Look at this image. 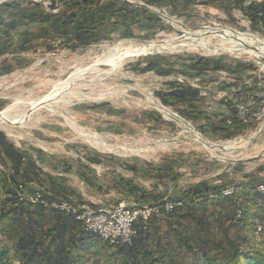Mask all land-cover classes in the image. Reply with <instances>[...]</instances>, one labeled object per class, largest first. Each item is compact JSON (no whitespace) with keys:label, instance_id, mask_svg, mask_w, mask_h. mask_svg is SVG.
I'll use <instances>...</instances> for the list:
<instances>
[{"label":"trees","instance_id":"16d2710c","mask_svg":"<svg viewBox=\"0 0 264 264\" xmlns=\"http://www.w3.org/2000/svg\"><path fill=\"white\" fill-rule=\"evenodd\" d=\"M41 1L51 3L50 11L41 3L28 0L0 4V77L28 68L32 64L29 55L40 51L50 55L62 50L83 51L111 41L115 35L121 39L153 40L167 28L146 6L168 7L174 17H190L197 5L212 7L225 12L230 24L247 22L252 32L264 35V1L251 4L248 0H203L201 3L197 0H139L143 6L119 0ZM140 68L141 72H155L161 77L181 73L202 79L203 83L220 72H226L233 79L232 83H218L220 92L227 95L214 105H207L201 89L175 82L157 92L164 105L176 109L209 139L230 141L260 126V122L244 124L233 108L239 92L257 91L256 87L245 83L247 72L254 71L252 64L230 61L226 56L208 58L183 54L150 56L143 59ZM246 80L251 81V85L256 84L255 77H246ZM259 105L260 102L256 110ZM224 109L231 110L230 117L223 115ZM145 115L148 121L160 120L154 111ZM36 153L43 158L42 152ZM85 157L90 164H118L131 174L133 178L127 179L113 172L115 177L110 188L120 195L118 204L163 207L173 202L179 206L169 215L137 221L130 245L103 242L82 230L75 217L40 203L33 204L24 194L23 198L18 197L16 191L22 192L31 183L49 186L53 191L58 188L66 195L70 190L56 184L51 175H45L28 153L16 148L0 132V162L9 169L0 171V235H6L12 244L0 248V264H264V196L256 189L264 185V165L253 173H247L243 164L237 165L235 171L242 177L236 184L231 183L230 174L221 172L181 187L180 182L186 180L188 174L196 175L202 169L200 166L205 167L202 159L188 166L190 159L183 155L168 156L160 164L141 160L129 163L96 152H87ZM213 164H217L216 161ZM64 167L67 172L73 169L67 164ZM90 168L78 163L77 175L88 187L102 190ZM6 171L12 174L9 176ZM140 181H150L151 189L143 187ZM230 187L234 195L225 196L223 192ZM40 194L47 203L55 201ZM161 221L165 230L161 228ZM255 221L261 225V231L254 238Z\"/></svg>","mask_w":264,"mask_h":264},{"label":"rangeland","instance_id":"374dc122","mask_svg":"<svg viewBox=\"0 0 264 264\" xmlns=\"http://www.w3.org/2000/svg\"><path fill=\"white\" fill-rule=\"evenodd\" d=\"M9 1L13 0H0V4ZM28 1L42 2L41 0H37L38 2ZM135 3L139 4L137 1ZM41 4L47 9V12L50 11V2ZM146 7L167 28L153 40L121 39L115 35L113 40L93 45L83 51L62 50L53 55L40 51L29 55L32 64L28 68L19 69L11 75L0 77V112L11 109L12 115L10 116L13 118L9 119L11 122L23 119L33 106L45 98L53 99L52 96L58 92L55 88L69 82L67 90L62 95L60 93L55 96L60 103L53 104L50 103L51 100L42 105L20 126L0 124V132L4 133L16 148L28 153L45 175H51L55 179L56 184L65 185L70 190L69 195H66L59 192L58 188L53 191L49 186L41 187L37 183H31L20 192L22 195L28 196V200L40 192L55 201H66L73 205L89 206L96 209L127 205L126 202L117 203L120 200V195L115 193L110 185L112 178L115 177L113 172L119 176H125L127 179L133 178L131 174L124 172L115 163L90 164L85 157L87 152L114 156L129 163L141 160L142 162L160 164L168 156L183 155L190 159L188 161V166H190V163L195 160L202 159L206 164L205 167L200 166L202 169L198 170L196 175L188 174V178L180 182L181 187L196 183L200 178H209L221 172L230 174L231 183L236 184L242 177L239 171H235L237 165L243 164L247 173L256 172L264 165V152L259 153L255 147L260 128L249 132L244 137L230 141L212 140L205 137L197 129V125L183 118L176 109L164 105L157 96V92L165 89L169 83L175 82L178 85L201 89L206 97L207 105H214L227 95V92H220L218 83L233 82L226 72L211 75L203 83L202 79L192 78L181 73L161 77L155 72L139 71L143 59L155 55L189 54L208 58L226 56L230 61L254 65V71H248L246 77H255L256 84L251 85V81L246 80L245 77V83L249 87H257L258 84L264 85V60L243 51L224 50L220 46L222 45L220 37L212 34L209 39L212 53L198 47L184 45L192 42L191 39L185 38H188L187 33L202 32L207 28H227L240 34H251L262 40H264V35L252 32L247 22L230 24L227 14L218 10L198 8L189 14L190 17H174L168 7ZM53 12L55 13L56 10ZM173 22H176L175 25ZM124 43L135 44L140 50L142 49V53L138 55L139 57H133L132 60L126 62L125 66L115 74L93 75L95 71L107 72L126 55L125 51L117 50V47ZM214 80L217 83H210ZM71 92L76 96L68 95ZM158 106L170 110L183 122L181 123L173 117L167 118ZM152 111L160 116L159 122L146 120L145 113ZM241 121L244 124L260 122L259 127H262L264 116L260 120ZM190 127L195 130L197 135H200L203 141L197 140L198 138L191 133ZM93 136H96L99 141L92 140ZM226 145H231L234 149L222 150ZM36 151L42 152L43 158H39ZM213 161H216L217 164H213ZM78 163L91 167L94 177L98 179L97 183L103 187L102 190L92 189L80 179L77 175ZM65 164L73 169L67 172ZM4 169L9 170L0 162V171ZM6 173L9 176L12 174L9 171ZM140 183L146 189H151L150 181H140ZM31 189L36 193L34 194ZM228 189H232V187ZM16 193L20 198L19 192L16 191ZM71 199L74 201H69ZM46 201L50 200L46 199ZM161 222V228L165 230V224L163 221ZM253 229H255L256 235H253L255 238L261 231V225L255 221ZM11 246V240L1 234L0 248L5 249Z\"/></svg>","mask_w":264,"mask_h":264},{"label":"built area","instance_id":"2783aa9c","mask_svg":"<svg viewBox=\"0 0 264 264\" xmlns=\"http://www.w3.org/2000/svg\"><path fill=\"white\" fill-rule=\"evenodd\" d=\"M38 2L37 0H33ZM126 2L137 1L140 5H144L139 0H121ZM257 91L254 93L243 94L239 92L240 97L235 102L233 108L243 121L255 119L260 120L264 116V85L258 84ZM260 102L259 109L256 110L257 103ZM223 115L230 117L231 110L224 109ZM257 191L264 196V185L257 186ZM19 196H24L20 193ZM225 196L234 195L233 189H227L223 192ZM33 204H43L45 207H52L58 212L65 213L75 217L80 223L81 229L92 233L100 238L101 241L112 245H130L135 234L134 224L141 221H148L155 215H169L178 203L169 202L163 207L161 206H128L120 205L118 207H100L98 209L89 206L73 205L66 201H54L47 203L42 199L41 194H36L29 198ZM241 212L238 213L240 215Z\"/></svg>","mask_w":264,"mask_h":264},{"label":"bare ground","instance_id":"6f19581e","mask_svg":"<svg viewBox=\"0 0 264 264\" xmlns=\"http://www.w3.org/2000/svg\"><path fill=\"white\" fill-rule=\"evenodd\" d=\"M176 23V22H175ZM175 23L173 22V24L175 25ZM187 32V31H186ZM216 35L218 37H220V41H221V48H223L226 51H230V52H245V53H250L251 55L256 56L258 59L260 60H264V40L255 37L251 34H246V33H237L235 31H232L230 29H221V28H215V29H209L207 28L206 30L199 32H193V33H187V37H185L187 40L191 39V43L190 44H184L188 46H192V47H198L203 51H207L208 53H212L209 47V42H210V38L211 36ZM209 35V36H208ZM180 43V42H179ZM183 45V44H182ZM174 47V46H173ZM184 47V46H183ZM186 47V46H185ZM191 47V48H192ZM156 48V47H155ZM170 48V47H169ZM190 48V49H191ZM162 49V48H161ZM197 49V48H196ZM117 50L119 51H125L126 55H124L115 65H113L110 69H108L107 72H98L95 71L93 73L94 74H98V75H112L115 74L116 72H118L120 69H122L126 62H128L129 60H132L133 57H136L137 55H139L140 53H142V49L140 50L139 47H137L135 44L133 43H124L122 45H119L117 47ZM148 50V49H147ZM158 50V49H157ZM167 50V49H166ZM222 50V49H221ZM159 51V50H158ZM161 51V50H160ZM148 52V51H147ZM139 57V56H138ZM138 59V58H137ZM136 59V60H137ZM118 76V75H117ZM78 78V77H77ZM97 79V77H95ZM83 79V78H81ZM94 80V79H93ZM99 81V80H98ZM69 82L63 83L61 85H58L55 89L58 91L57 94L53 95L51 99L52 101L50 103L53 104H58L60 103L58 101V98H55V96H57L58 94L61 93V95L67 90V86H68ZM76 87V86H75ZM56 93V92H55ZM68 95H73L76 96V94H73V92L69 93ZM79 96V95H78ZM70 97V96H69ZM72 97V96H71ZM66 99V98H65ZM62 101V100H61ZM149 102V101H148ZM154 103V102H153ZM152 104V103H151ZM158 105V104H157ZM160 105V104H159ZM47 106V105H46ZM48 107V106H47ZM159 109L165 114V116L167 118L169 117H173L174 119H177L179 122H183L182 119H179L176 117V115H174L170 110L163 108L161 106H158ZM33 108V107H32ZM55 109V108H54ZM19 111V110H17ZM48 111V109H47ZM24 112V110H23ZM12 113L11 109H7L3 112L0 113V124L4 123L5 120H9L10 118H12L10 115ZM25 113V112H24ZM57 113V111H56ZM14 115V114H13ZM24 115V114H23ZM24 117V116H21ZM20 117V118H21ZM65 118V117H64ZM13 119V118H12ZM32 119V118H31ZM67 119V118H66ZM170 119V118H169ZM180 123V124H181ZM69 124V123H68ZM182 126V125H181ZM71 127V126H70ZM189 127V126H188ZM186 130V129H185ZM190 131L191 133H193L196 138H198L197 140L203 141L200 137V135H197L196 132H194L195 130H193L190 127ZM189 131V132H190ZM88 135V134H86ZM85 136V135H84ZM87 138V137H86ZM92 140L94 141H99L98 138L96 136L91 137ZM207 144V143H206ZM205 145V144H204ZM237 145V144H234ZM239 146V145H238ZM242 146V145H240ZM232 148L231 145H226L222 148V150L224 151H229ZM238 149V148H237ZM233 152V151H232Z\"/></svg>","mask_w":264,"mask_h":264},{"label":"crops","instance_id":"0c3cea01","mask_svg":"<svg viewBox=\"0 0 264 264\" xmlns=\"http://www.w3.org/2000/svg\"><path fill=\"white\" fill-rule=\"evenodd\" d=\"M203 0H197V3H201ZM205 1V0H204ZM264 0H248L247 3H251V4H260L262 3ZM198 8H204V9H213V10H217L214 9L212 7H207V6H203V5H197L195 6L192 10H191V14L195 9ZM223 12V11H222ZM259 135H258V139L256 141V145L255 147L257 148V150L259 151V153L264 152V125L262 127H259ZM261 131V132H260Z\"/></svg>","mask_w":264,"mask_h":264},{"label":"water","instance_id":"95a60500","mask_svg":"<svg viewBox=\"0 0 264 264\" xmlns=\"http://www.w3.org/2000/svg\"><path fill=\"white\" fill-rule=\"evenodd\" d=\"M129 4H133L132 2H128ZM145 7V6H144ZM163 44V43H161ZM138 56V55H137ZM51 101V98L47 97L44 100H42L41 102H39L38 104H36L35 106H33L32 109H30L28 111V113L26 114V116L19 120V121H15V122H11L10 120H5L4 123L8 124V125H12V126H20L22 123H24L26 121V119L29 118V116L38 108H40L42 105H45L46 103H49ZM1 113V112H0ZM261 132V131H260Z\"/></svg>","mask_w":264,"mask_h":264}]
</instances>
